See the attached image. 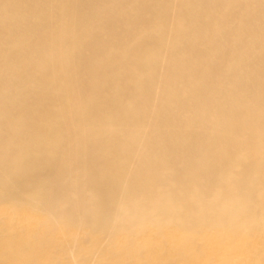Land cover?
Segmentation results:
<instances>
[{"label":"bare ground","instance_id":"1","mask_svg":"<svg viewBox=\"0 0 264 264\" xmlns=\"http://www.w3.org/2000/svg\"><path fill=\"white\" fill-rule=\"evenodd\" d=\"M0 264H264V0H0Z\"/></svg>","mask_w":264,"mask_h":264}]
</instances>
